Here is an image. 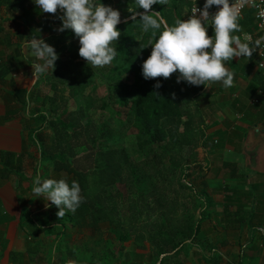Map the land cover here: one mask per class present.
Segmentation results:
<instances>
[{
  "label": "rangeland",
  "instance_id": "374dc122",
  "mask_svg": "<svg viewBox=\"0 0 264 264\" xmlns=\"http://www.w3.org/2000/svg\"><path fill=\"white\" fill-rule=\"evenodd\" d=\"M96 3H103L120 12L121 23L117 27L121 35L123 23L132 15L129 9H138L135 0H96ZM170 3L168 0L167 5ZM143 11L141 8L139 12ZM152 12L157 10L152 8ZM187 12H183V19H187ZM55 31L58 32V29ZM152 31L150 29L146 34L150 35L149 42L154 43L161 29L156 30V37L152 36ZM208 34L214 36L212 26L208 27ZM59 35L67 40L72 51H79V38L70 29L59 31ZM119 45L120 38L113 45L117 56L110 65L92 68L84 59L79 70L81 76L73 77L67 72L60 79L56 78L55 88L51 87L49 72L44 78L40 75L36 79L37 88L46 101H31L23 112L27 130L37 129L42 121L39 114L47 113L49 119L43 124V133L55 141L59 140V131L50 125V119L57 115L62 118L68 115L67 119H72L79 132L78 138L73 137L71 141L60 139L61 148L72 157L75 168L87 172L89 183L100 182L97 174L108 181L107 184L100 182L98 202L113 221L99 222L95 229L78 228L65 221V232L57 236L56 231L61 229L59 223L63 218L53 211L51 223L58 227L55 226L52 232L37 233L28 244L33 249L41 247L43 259L48 264H160L161 258L162 264H209L202 263L196 249L202 251L200 255L215 256L211 247L226 237L230 222L224 217L218 223L216 216L206 215L202 191H214L215 201H223L227 208L232 204L227 200L231 197L229 184L232 182L229 181V173L221 170L220 166L221 161L226 163V157L216 155L217 150L226 148V138L214 132L212 122L215 117L206 108V88L198 92L205 85H192L187 81L178 83L179 73L169 79L163 78L171 93L178 94L182 101V117L162 121L167 133L164 140L143 143L138 138L139 129L133 113L120 102L124 94L121 88L130 87L129 90H132L129 85L132 76L123 70L125 62L119 58ZM148 46L151 48L150 43ZM74 64L72 62V66ZM79 81H85L86 88L82 94L72 96L68 84ZM52 99L58 108L55 113L52 110L48 113ZM27 146L32 156L22 160L25 184L34 183L37 175L42 181L57 179L59 174L52 165L38 160L42 148L40 144L28 142ZM101 160H106V164L100 169L97 163ZM97 170L101 172H95ZM23 195H32L33 199L31 202L29 198L24 200ZM22 197L30 210L46 208L43 197L26 190ZM218 213L223 214V211ZM200 216L204 217L198 227L202 232L192 243L185 242L179 255H168L174 242L170 245L159 242L160 248L157 249V235L169 234L176 229L175 241L185 239L182 234L184 226L194 225ZM168 223L174 227L169 228ZM31 225L34 227V224ZM236 225L240 229L242 223ZM121 233L127 234L122 242L119 240ZM163 249L167 252L159 255V250Z\"/></svg>",
  "mask_w": 264,
  "mask_h": 264
},
{
  "label": "crops",
  "instance_id": "0c3cea01",
  "mask_svg": "<svg viewBox=\"0 0 264 264\" xmlns=\"http://www.w3.org/2000/svg\"><path fill=\"white\" fill-rule=\"evenodd\" d=\"M63 15L62 10L54 15L41 12L34 0H0V154L14 153L15 166L21 165L22 172V176L15 172L6 178L0 175V264H48L41 247L33 249L28 244L34 235L45 232L30 234L34 227L26 221V216H21V206L27 205L23 192L34 194L27 188L32 181L25 184L22 167V160L32 156V152L27 146L28 130L19 115L23 114V106L12 101L11 92L34 89L40 76L34 79L32 65L43 61L32 54L28 42L40 37L54 44L63 38L55 31L62 27L60 17ZM43 18L47 20L44 24ZM239 25L241 31L234 35L240 36L242 41L245 35L251 36L253 41L261 37L251 8L243 12ZM43 26L49 30L37 31ZM226 67L234 73L232 87L225 88L222 82H216L209 85L210 88L203 86L198 90L202 92L206 88V108L215 117L214 132L226 138V148L217 150L216 155L226 157V163L221 161L220 166L229 173L232 182L229 184L231 197H227L232 204L227 208L223 201H215L214 191L211 193L210 215L216 216L218 223L227 218L230 228L226 237L211 247L216 255L210 257L215 258L217 264H264V80L256 67L254 53L250 59L235 57L226 62ZM51 69L41 74L42 77ZM253 98H257V102ZM12 105L17 112L6 116ZM28 198L30 201L33 196H24V200ZM47 208L29 210L38 213ZM219 210L223 214L218 213ZM238 223H242L240 229L236 227ZM201 232L199 230L198 234ZM198 255L202 263H206L199 252Z\"/></svg>",
  "mask_w": 264,
  "mask_h": 264
},
{
  "label": "clouds",
  "instance_id": "9594fccd",
  "mask_svg": "<svg viewBox=\"0 0 264 264\" xmlns=\"http://www.w3.org/2000/svg\"><path fill=\"white\" fill-rule=\"evenodd\" d=\"M251 0H206L203 9L194 7L187 19H177L169 26L159 12H152L153 5H166L168 0H135L138 9L130 8L133 21L140 17L142 30L157 31L163 26L155 42H149L152 48L150 56L143 63L145 79H169L179 73L177 82L187 81L192 85H205L222 82L225 88L233 86L234 73L226 67V62L235 57L251 58L259 48L264 55L261 44L264 36L255 41L245 35L243 41L234 33L240 32L241 8ZM43 13L56 14L63 11L60 17L62 27L58 31L70 29L79 38V55L92 68L108 66L117 56L113 46L118 42L121 32V14L110 6L96 3V0H34ZM217 6L219 10L210 14L209 9ZM197 13H200L198 16ZM214 28V36H209L208 27ZM32 54L43 63L33 64L34 79L54 68L58 54L54 47L42 38H32L28 42ZM156 88L161 87L158 83ZM210 88V87H209ZM33 192L46 201L45 207L55 205L59 211L57 216L63 218L66 211L75 212L82 202L81 188L78 182L69 184L66 180L45 179L40 176L34 180ZM51 202V204L47 203Z\"/></svg>",
  "mask_w": 264,
  "mask_h": 264
},
{
  "label": "trees",
  "instance_id": "16d2710c",
  "mask_svg": "<svg viewBox=\"0 0 264 264\" xmlns=\"http://www.w3.org/2000/svg\"><path fill=\"white\" fill-rule=\"evenodd\" d=\"M170 5H161L159 3L153 5L152 8H155L159 12L160 16L164 18L169 26L174 25L177 19H183V12L188 10L192 5V0H170ZM141 9H137L139 12ZM131 15V13H130ZM140 17H137L136 21H133L131 17L126 19L123 23V33L120 36V45L118 46V55L121 61L125 62L123 70L126 73L131 74L132 80L129 83L130 87L121 88L123 97L120 99L122 105L129 108L133 113L135 125L139 129L138 138L141 139L143 143H156L164 140L167 136V133L162 125V121H174L182 117V101L178 94L171 93L168 85L164 79H145L143 76V63L150 56L152 49L148 46L150 35L142 31V23L139 20ZM43 24L46 23V19L43 18ZM33 27H30V30H33ZM44 30H49L48 27L43 26L37 31L43 32ZM163 26L161 27V31ZM39 37V35H38ZM40 38V37H39ZM50 41L47 39V43L54 47L55 51L58 54V59L56 61L55 69L52 68L51 72L48 75V78L52 80L51 87L55 88L56 80L60 79L64 74L69 72L73 77H80L79 70L81 69L82 62L84 59L80 57L79 51H72L70 45L63 38H59L55 41L54 44H50ZM67 53V55H66ZM72 62H75L72 66ZM77 69V70H76ZM57 78V79H56ZM73 79V78H72ZM160 84L161 87L156 88V84ZM39 86L38 83L35 84L34 89L30 91H24L16 89L11 92V99L13 102L20 103L23 106L22 111L24 112L26 105L31 101H40L45 103L46 99L41 98V91L37 89ZM70 94L76 96L82 94L86 88L85 81H79L76 84H68ZM132 92V94H131ZM129 95L131 97H129ZM48 113L56 112L58 108L57 103L52 99L48 105ZM16 108L12 105L8 107L6 111V116L16 113ZM22 119H24V113H19ZM41 123L36 128H31L28 130L27 137L30 142L40 144L42 147L39 152V159L45 161V163H50L52 168L59 174V177L56 180L64 179L69 184L72 181L79 183L81 188L82 202L77 207L75 212L66 211V214L63 217V220L60 221L59 226L60 230L56 231L57 236L65 232L67 226L65 221H68L71 225L76 227H88V228H97L99 222H104L106 220H112L106 211L102 208L99 200V187L100 182L107 184L108 181H105L103 175H96V178L100 181L98 183H89L88 175L86 171H81L75 168L72 164V157L68 156L66 152L64 153L60 142L62 138H68L70 141L72 138H78L79 132L75 129V124L72 119L62 118L60 115L54 116L50 119L49 123L56 130H58V141H55L47 133H43V124L46 120L49 119V115L39 114ZM31 118V116H30ZM33 118V117H32ZM59 153H57V151ZM62 150V151H61ZM0 175L1 178H6V176L15 172L22 176L20 172L21 168L15 166L14 163V153H5L0 154ZM106 164V160H101L97 163V166L103 167ZM100 173L101 170L95 171ZM33 179L35 177H32ZM41 178V176H40ZM47 178V176H43ZM34 181V180H33ZM34 184V183H33ZM32 183L27 187L29 191L33 192ZM34 193V192H33ZM204 196V208L206 215H209L212 211L213 200L212 194L207 191H202ZM54 206V208H53ZM53 211L58 212L59 209L55 205H51V208H47L41 212L33 213L25 205L21 206V216L25 218L29 224H34V228H31L30 234H34L38 231L52 232L55 230L57 224H52L51 220L54 219ZM88 219H90L88 221ZM204 220L203 216H200L197 220V223L194 225L184 226L182 234L185 239H179L175 241L174 234L176 229L172 228L174 225L169 224L171 232L169 234L157 235V249L160 248L159 242L164 243L165 245H170L174 242L171 253L168 254L170 257H176L179 255L181 247L185 242L192 243L196 238L199 232V223ZM163 220H161V223ZM58 227V226H57ZM127 234L121 233L119 235V240L122 242L126 239ZM197 252H202L196 249ZM166 250H159V255L165 254ZM176 255V256H175ZM202 260L211 264H217L215 258H211L206 254H201ZM163 263V258L160 259V264Z\"/></svg>",
  "mask_w": 264,
  "mask_h": 264
},
{
  "label": "built area",
  "instance_id": "2783aa9c",
  "mask_svg": "<svg viewBox=\"0 0 264 264\" xmlns=\"http://www.w3.org/2000/svg\"><path fill=\"white\" fill-rule=\"evenodd\" d=\"M206 3V0H192V5L188 9L187 12V18L191 15V11L194 7H197L199 9H203L204 4ZM251 8L254 13V18L256 20V26H257V32L261 35L264 36V0H251L250 3H245L243 7L241 8L240 12V18L243 15V12L247 9ZM219 8L217 6H212L209 9L210 14L214 15ZM199 16L200 13H197ZM261 49H264V42L261 44ZM260 49L257 48L255 54V60H256V67L260 72V75L262 79L264 80V55H260ZM254 102H257V98H253Z\"/></svg>",
  "mask_w": 264,
  "mask_h": 264
}]
</instances>
